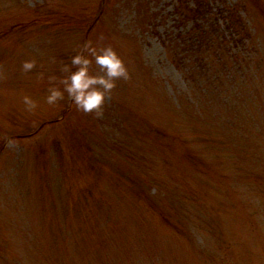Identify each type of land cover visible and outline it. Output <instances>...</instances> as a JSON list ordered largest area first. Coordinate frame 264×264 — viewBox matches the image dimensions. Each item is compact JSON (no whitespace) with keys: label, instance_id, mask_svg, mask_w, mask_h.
Returning a JSON list of instances; mask_svg holds the SVG:
<instances>
[{"label":"rangeland","instance_id":"rangeland-1","mask_svg":"<svg viewBox=\"0 0 264 264\" xmlns=\"http://www.w3.org/2000/svg\"><path fill=\"white\" fill-rule=\"evenodd\" d=\"M177 2L0 0V264H264V12L210 2L251 31L202 77ZM109 46L128 75L85 112L64 79Z\"/></svg>","mask_w":264,"mask_h":264},{"label":"clouds","instance_id":"clouds-1","mask_svg":"<svg viewBox=\"0 0 264 264\" xmlns=\"http://www.w3.org/2000/svg\"><path fill=\"white\" fill-rule=\"evenodd\" d=\"M74 65L80 67L71 73L70 77H65L64 86L68 94L72 97L75 104L85 112L96 111L102 114L101 109L110 91L115 87V78L128 75L127 67L123 59L112 48L107 47L102 54L96 55V63L106 69L105 75L90 74L89 65L92 60L83 53H78L71 61ZM35 67L34 60H26L23 64L25 71ZM67 70V66H66ZM55 79V77H51ZM64 95V91L58 87H52L47 101L49 104L56 103ZM25 106L29 110L36 108V102L29 95L23 97Z\"/></svg>","mask_w":264,"mask_h":264},{"label":"trees","instance_id":"trees-1","mask_svg":"<svg viewBox=\"0 0 264 264\" xmlns=\"http://www.w3.org/2000/svg\"><path fill=\"white\" fill-rule=\"evenodd\" d=\"M211 1L212 0H178L175 7L177 13L181 14V16H186V13L182 14V11H180L183 4L187 3L190 7L188 15L191 14L190 17L196 26L194 25L192 28V36L194 39L193 37L188 39V41L192 39L193 41L186 46L185 51L189 54V58L191 57V52H194V56L197 58V65L195 66H198L199 70H197V72L201 74L202 77L207 76L210 71L215 70L212 66V59L203 55L206 51L208 52L210 49L220 50L223 45H229L230 41L241 46L245 44L247 38H250L251 31L246 24L248 21L244 18L242 6L239 5V3H234L232 5L224 3L219 13L226 23V28L230 35L229 40L225 41V36L222 35L215 26L219 18L211 17L213 14V8L210 6ZM253 1H255V3L258 2V6L260 5L258 0ZM259 8L264 12V7L259 6ZM62 20H57L52 23L53 25L62 24ZM89 23L91 24V21ZM186 41V38L182 39L183 43H186ZM206 81L211 84L209 80Z\"/></svg>","mask_w":264,"mask_h":264}]
</instances>
